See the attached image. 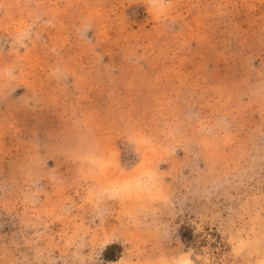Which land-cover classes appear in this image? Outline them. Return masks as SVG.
Wrapping results in <instances>:
<instances>
[{
	"label": "rangeland",
	"instance_id": "1",
	"mask_svg": "<svg viewBox=\"0 0 264 264\" xmlns=\"http://www.w3.org/2000/svg\"><path fill=\"white\" fill-rule=\"evenodd\" d=\"M0 264H264V0H0Z\"/></svg>",
	"mask_w": 264,
	"mask_h": 264
}]
</instances>
